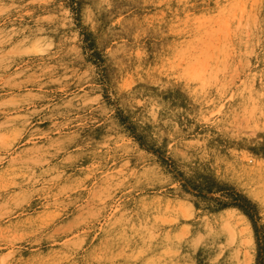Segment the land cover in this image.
<instances>
[{
	"label": "rangeland",
	"instance_id": "rangeland-1",
	"mask_svg": "<svg viewBox=\"0 0 264 264\" xmlns=\"http://www.w3.org/2000/svg\"><path fill=\"white\" fill-rule=\"evenodd\" d=\"M0 264H264V0H0Z\"/></svg>",
	"mask_w": 264,
	"mask_h": 264
},
{
	"label": "bare ground",
	"instance_id": "bare-ground-1",
	"mask_svg": "<svg viewBox=\"0 0 264 264\" xmlns=\"http://www.w3.org/2000/svg\"><path fill=\"white\" fill-rule=\"evenodd\" d=\"M238 1V0H237ZM234 3V2H233ZM242 3V2H241ZM255 3H256V1H255ZM250 4H252V3H250ZM241 5V4H240ZM236 6H237V4H236ZM243 6V5H242ZM235 7V6H234ZM250 8H251V6H250ZM235 9V8H234ZM239 9V8H238ZM240 12H242V11H240ZM252 14V13H251ZM234 15H235V13H234ZM242 14H240V16H241ZM232 16V15H231ZM238 16H239V14H238ZM248 16V15H247ZM233 19V18H232ZM245 19V18H244ZM225 21H226V19H225ZM220 22V21H219ZM224 22V21H223ZM237 22V21H236ZM221 23H222V21H221Z\"/></svg>",
	"mask_w": 264,
	"mask_h": 264
}]
</instances>
